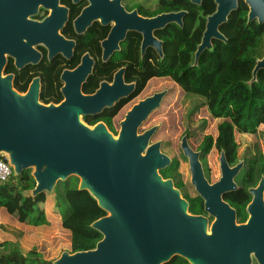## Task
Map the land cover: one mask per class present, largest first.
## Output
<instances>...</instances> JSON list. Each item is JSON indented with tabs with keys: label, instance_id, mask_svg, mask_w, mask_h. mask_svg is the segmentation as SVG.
I'll list each match as a JSON object with an SVG mask.
<instances>
[{
	"label": "water",
	"instance_id": "1",
	"mask_svg": "<svg viewBox=\"0 0 264 264\" xmlns=\"http://www.w3.org/2000/svg\"><path fill=\"white\" fill-rule=\"evenodd\" d=\"M199 3L200 0H191ZM247 20L264 21V0H244ZM216 8L206 18L195 63L212 39L225 40L219 27L238 0H215ZM183 12L158 16L157 27L166 21H180ZM154 21V20H153ZM22 21L0 12V155H5L13 173L30 168L35 186L31 193L54 192L59 180L78 177V189L87 190L104 216L91 223L102 238L92 249L62 251L53 264H163L179 255L189 264H264L263 179L252 189L249 206L252 217L236 225L234 210L221 199V193L234 188L235 168H228L221 153V178L209 184L203 174L200 152L181 137V150L188 160L191 183L205 199L206 210L215 215L210 229L207 219L192 214L188 202L171 178L160 170L171 158L161 150V141L151 142L157 126L138 132L139 126L158 106L166 90L138 100L120 121L117 136L103 121L93 125L83 115H93L113 106L134 90L116 74L111 83H101L93 94H83L79 82L63 87L65 99L59 103L40 101V83L35 78L28 90L13 86V75L4 74L6 55L18 67L36 58L24 55ZM29 58V59H28ZM264 68V55L258 59L253 76Z\"/></svg>",
	"mask_w": 264,
	"mask_h": 264
},
{
	"label": "flooded vegetation",
	"instance_id": "2",
	"mask_svg": "<svg viewBox=\"0 0 264 264\" xmlns=\"http://www.w3.org/2000/svg\"><path fill=\"white\" fill-rule=\"evenodd\" d=\"M212 1L216 8L215 0ZM199 6H210V0H200L199 3L191 0H0V12H9L17 21L23 22L24 55L36 58L35 62L27 61L18 67L15 58L7 54L4 74L13 75V86L22 93L38 78L39 99L44 93L46 98L57 99L56 103H59L65 99L63 87L66 84L79 82L82 93L89 95L101 83L111 84L118 73V78L125 84H134L130 96L138 84L136 78L161 69L163 65L166 69L170 64L171 55L166 42L172 36V29L175 25L183 26L190 7L202 14V10L197 9ZM177 12H183L179 22L166 21L162 26H156L158 16ZM212 12L205 15L204 29L206 18ZM161 77L152 76L147 82L154 84L153 78ZM144 88L128 102L138 97ZM198 146L193 149L200 152ZM214 148L216 160H208V153L200 158L204 177L209 184L221 178L220 155L223 153L228 168L236 167V171L232 176L234 188L222 192L221 199L234 210L236 225L246 224L252 217L249 209L254 198L252 189L261 179L264 182V144L256 140L249 143L241 156L237 147L232 161L224 151ZM177 171L180 174L178 179L169 178L187 200L188 209L192 202L196 203L198 212L192 214L206 217L209 230L215 215L206 210L205 199L196 191L191 177L193 194L178 168ZM262 200L264 205V188ZM250 259L252 263H258L254 252H250Z\"/></svg>",
	"mask_w": 264,
	"mask_h": 264
},
{
	"label": "trees",
	"instance_id": "3",
	"mask_svg": "<svg viewBox=\"0 0 264 264\" xmlns=\"http://www.w3.org/2000/svg\"><path fill=\"white\" fill-rule=\"evenodd\" d=\"M190 8L183 26L175 25L171 38L166 42L171 55L166 69H163V65L161 69L148 72L141 78L134 77L138 84L130 96L99 113L83 115V120L89 125L103 121L116 134L113 117L120 108L144 88L148 78L168 77L184 94L203 99L195 103L191 113L205 106L210 117L219 119L216 137L204 135L198 146L200 158L205 157L212 147H216L224 151L232 161L237 150L235 132L255 133L259 126H264V68H259L253 76L257 60L264 55V21H248V7L244 0H238L237 8L230 12L227 20L219 27L226 39H212V46L201 52L195 65L194 52L204 30L205 15L214 10L215 4L210 0V6L197 7L202 10V14ZM50 98L42 93L40 100L45 104L58 102ZM177 168L178 161L171 159L170 164L160 170V174L163 178L178 179L180 174ZM78 181L77 176L71 175L65 180H59L54 189L56 206H64L60 228L67 236L68 245L67 249L61 251L92 249L102 238V234L91 223L104 216L106 211L98 206L87 190L78 189ZM34 186L30 168L19 174L12 173L6 181H0V210L13 215L18 222L34 227L35 234L40 238L46 236L45 227L48 224L41 206L45 201V193L33 195L31 191ZM188 210L197 213L196 203L192 202ZM0 230L7 236L0 241V264H53L58 257L44 254L45 248H48L45 241L29 249L25 248L20 242L23 231L14 226L0 223ZM58 240L55 238V241ZM163 264L189 262L176 255Z\"/></svg>",
	"mask_w": 264,
	"mask_h": 264
},
{
	"label": "rangeland",
	"instance_id": "4",
	"mask_svg": "<svg viewBox=\"0 0 264 264\" xmlns=\"http://www.w3.org/2000/svg\"><path fill=\"white\" fill-rule=\"evenodd\" d=\"M153 80H155V84H150V81H148L141 94L125 104L113 118V124L116 130L115 136H117L120 128V121L124 118L126 111L130 109L133 104L156 91L166 90V94L162 98L160 106L154 109L141 123L138 132H142L144 129H147L152 125L157 126V130L151 137V142L157 140L161 141V150L171 159H176L178 161V169L182 175V178L193 194L194 190L189 181L191 174L188 160L182 153L180 146L181 137L184 135V133H188L187 136L189 145L192 148H197L204 135L209 134L213 138L216 137V126L219 122V119L210 117L205 106H200L196 112L191 113L190 111L195 103H199L203 99L190 94H184L181 88L170 78L161 77L155 78ZM204 122L205 124L202 127ZM235 140L237 141L239 155L241 156L244 147L249 143H253L256 140L259 143L264 144V126H259L255 133H240L236 131ZM216 158V150L214 147H212L208 152L207 159L212 161L216 160ZM45 193L47 194V198L51 201V195H53L54 192L46 191ZM63 208V205L60 207H54V209L57 211H54L53 214L55 216V221L58 222V225L61 223L60 218L63 213ZM60 225L53 230L45 231L46 236L42 241L47 242L48 248H45L44 253L47 256H59V253L62 252L61 250L67 249V236L65 232L61 230ZM55 238H59V240L55 241ZM40 242L41 241H38L37 243L23 242L22 245L29 249L34 244L39 245Z\"/></svg>",
	"mask_w": 264,
	"mask_h": 264
},
{
	"label": "crops",
	"instance_id": "5",
	"mask_svg": "<svg viewBox=\"0 0 264 264\" xmlns=\"http://www.w3.org/2000/svg\"><path fill=\"white\" fill-rule=\"evenodd\" d=\"M54 196H55V194L53 193V195H51L52 200L50 201L47 198V194L45 193V201L41 204L42 208L44 209L46 219L48 221V224L45 227L46 230H53L61 224V223H59V225H58V222L55 221V216L53 214L54 211L55 212L57 211L56 209H54V207L56 206ZM60 220H61V218H60ZM0 223H3L5 225L14 226V227L20 229L21 231H23V235H22V238L20 240L21 244L23 242L37 243L38 241H42L45 239L44 238L45 235L43 237H40V238L37 237V235L35 234L36 230H34L35 229L34 227L27 225L25 223L18 222L16 220V217H14L13 215L7 214L4 210H0ZM5 236L6 235H4V233L0 230V241H2Z\"/></svg>",
	"mask_w": 264,
	"mask_h": 264
},
{
	"label": "built area",
	"instance_id": "6",
	"mask_svg": "<svg viewBox=\"0 0 264 264\" xmlns=\"http://www.w3.org/2000/svg\"><path fill=\"white\" fill-rule=\"evenodd\" d=\"M13 173L5 155H0V181H6Z\"/></svg>",
	"mask_w": 264,
	"mask_h": 264
}]
</instances>
